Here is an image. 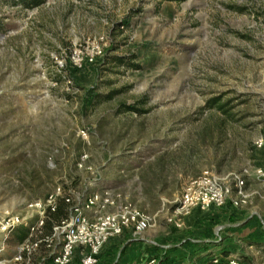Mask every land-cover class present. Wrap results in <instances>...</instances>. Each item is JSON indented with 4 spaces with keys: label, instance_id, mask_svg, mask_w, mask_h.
Listing matches in <instances>:
<instances>
[{
    "label": "rangeland",
    "instance_id": "obj_1",
    "mask_svg": "<svg viewBox=\"0 0 264 264\" xmlns=\"http://www.w3.org/2000/svg\"><path fill=\"white\" fill-rule=\"evenodd\" d=\"M259 142L264 0H0V264H57L65 234L35 246L20 230L58 194L75 203L68 223L86 218L66 264H169L188 244L198 264H264ZM203 176L231 198L177 227ZM134 209L152 226L112 234L108 220Z\"/></svg>",
    "mask_w": 264,
    "mask_h": 264
},
{
    "label": "built area",
    "instance_id": "obj_2",
    "mask_svg": "<svg viewBox=\"0 0 264 264\" xmlns=\"http://www.w3.org/2000/svg\"><path fill=\"white\" fill-rule=\"evenodd\" d=\"M259 147L264 148V143L259 142ZM244 186L245 181L240 178H235V188H236V198L233 199L232 205L235 207L241 206L242 204H246L247 196L244 194ZM231 189L219 182L216 178H211L208 176H203L199 178V180L192 181L189 183L186 188L182 192V199L180 201V207L176 209V216L169 219L170 222L173 220L176 222L175 225L179 227L178 223L180 222L179 216H183L184 214H189L191 211H208L212 208L222 207L226 203L227 199L231 198ZM55 198V197H54ZM54 198L49 199V206H53L55 203ZM99 198L97 196L90 198L88 200L87 208L94 206L98 202ZM45 208V209H46ZM44 209V210H45ZM76 209V208H75ZM75 211V210H74ZM129 217L123 216L121 218H112L109 219V230L112 234L117 235L120 234L122 228L124 226H128V224H132L134 226V235H141L146 232L151 226L153 219L140 211L133 210L128 213ZM73 220V219H72ZM71 220V222H72ZM86 218L83 217L78 218L76 223H67V225L56 228L55 233L58 234L61 231L65 234V241L61 246L60 253L55 256L53 261L57 264H66L69 256L72 253V244L76 242V237L78 235L79 226L85 222ZM43 224V218L38 223V227ZM35 246H37L35 244ZM21 258L18 256V261ZM83 264H96V259L92 256H89L83 261ZM148 264H158L155 258H152ZM208 264H245L239 259H230L228 263H224L220 261V259H214L211 263Z\"/></svg>",
    "mask_w": 264,
    "mask_h": 264
},
{
    "label": "trees",
    "instance_id": "obj_3",
    "mask_svg": "<svg viewBox=\"0 0 264 264\" xmlns=\"http://www.w3.org/2000/svg\"><path fill=\"white\" fill-rule=\"evenodd\" d=\"M24 6H29L31 8H38L40 7L45 0H20ZM168 1H185V0H168ZM216 108L219 111H222L224 114H228L226 110L225 104H218L213 100V105L211 107ZM130 110L136 111V109L130 107L126 110L129 112ZM60 192V190H59ZM55 203L53 206H49L44 210V218L43 224L38 227L36 225V230L32 231L31 229H22L23 231L20 237V241L24 243L25 241H31L33 244L35 243L37 246L39 244H46L47 242L53 240L56 236L55 229L63 227L67 225V223L71 220L72 216L74 215L75 210V203L69 197H65L62 194H58L55 198ZM17 229H13L11 233L16 231ZM18 231V230H17ZM35 231V232H34ZM34 232V233H32ZM39 242V243H38ZM263 251H264V244H263ZM26 255V253H24Z\"/></svg>",
    "mask_w": 264,
    "mask_h": 264
},
{
    "label": "crops",
    "instance_id": "obj_4",
    "mask_svg": "<svg viewBox=\"0 0 264 264\" xmlns=\"http://www.w3.org/2000/svg\"><path fill=\"white\" fill-rule=\"evenodd\" d=\"M188 246H191V245L190 244L184 245L183 247L179 249L177 246L175 247L176 249L171 250L167 257V263L169 264H198V262H196L194 258L196 254H192V251H188L187 250ZM206 252H209V251L207 250Z\"/></svg>",
    "mask_w": 264,
    "mask_h": 264
}]
</instances>
